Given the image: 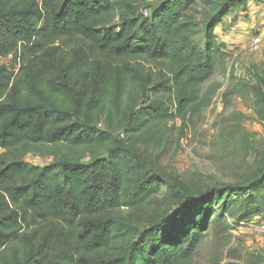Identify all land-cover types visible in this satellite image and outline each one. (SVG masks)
<instances>
[{
	"label": "trees",
	"instance_id": "1",
	"mask_svg": "<svg viewBox=\"0 0 264 264\" xmlns=\"http://www.w3.org/2000/svg\"><path fill=\"white\" fill-rule=\"evenodd\" d=\"M198 1L0 0V35L22 58L0 67V264H185L210 224L263 214L264 166L192 192L142 148L162 151L168 124L199 105L227 58L215 28L264 2H216L199 36ZM159 182L180 207L141 231Z\"/></svg>",
	"mask_w": 264,
	"mask_h": 264
},
{
	"label": "rangeland",
	"instance_id": "2",
	"mask_svg": "<svg viewBox=\"0 0 264 264\" xmlns=\"http://www.w3.org/2000/svg\"><path fill=\"white\" fill-rule=\"evenodd\" d=\"M219 1L199 0L193 7L196 35L206 12ZM252 4L240 8V13L231 11L215 28L227 58L198 86L199 105L168 124L171 132L162 151L142 147L158 169L192 192L216 182L248 181L264 166V38L257 50H250L252 39L262 34L264 2ZM0 43L6 48L0 53V67L15 73L21 52L11 45L6 33L0 35ZM51 160L32 153L24 157L38 166ZM159 185L152 203L135 215L141 231L160 215L180 207L172 191L164 183ZM235 226L210 224L196 253L185 264H264V238L253 226Z\"/></svg>",
	"mask_w": 264,
	"mask_h": 264
},
{
	"label": "built area",
	"instance_id": "3",
	"mask_svg": "<svg viewBox=\"0 0 264 264\" xmlns=\"http://www.w3.org/2000/svg\"><path fill=\"white\" fill-rule=\"evenodd\" d=\"M144 15H147L146 10L141 11ZM264 38V20H263V27H262V34H259L255 38L252 39L250 42V50H257L260 47V43ZM254 227L260 235L264 238V212L261 215H258L253 220L249 222H241L237 224L235 227L238 229H244L245 227Z\"/></svg>",
	"mask_w": 264,
	"mask_h": 264
},
{
	"label": "crops",
	"instance_id": "4",
	"mask_svg": "<svg viewBox=\"0 0 264 264\" xmlns=\"http://www.w3.org/2000/svg\"><path fill=\"white\" fill-rule=\"evenodd\" d=\"M250 3H253L252 5H254V4H257L258 6L261 5V3H254V2H249L248 5H249ZM248 5L246 6V9L249 8ZM240 10H241L240 8L237 9V10H234L233 13H235V14H236V13H240ZM238 11H239V12H238ZM229 14H231V12H230ZM229 14H228V15H229Z\"/></svg>",
	"mask_w": 264,
	"mask_h": 264
}]
</instances>
